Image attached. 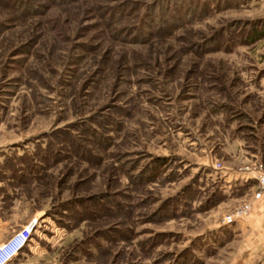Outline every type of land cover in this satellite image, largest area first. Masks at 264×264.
I'll return each mask as SVG.
<instances>
[{
    "label": "rangeland",
    "instance_id": "obj_1",
    "mask_svg": "<svg viewBox=\"0 0 264 264\" xmlns=\"http://www.w3.org/2000/svg\"><path fill=\"white\" fill-rule=\"evenodd\" d=\"M256 33L264 0H0V223H37L10 264H234Z\"/></svg>",
    "mask_w": 264,
    "mask_h": 264
},
{
    "label": "crops",
    "instance_id": "obj_2",
    "mask_svg": "<svg viewBox=\"0 0 264 264\" xmlns=\"http://www.w3.org/2000/svg\"><path fill=\"white\" fill-rule=\"evenodd\" d=\"M238 177L245 182L255 181L254 174L240 173ZM251 187V191L257 190V186ZM254 193V192H253ZM253 195V194H252ZM251 214L246 220L239 222L241 228L242 242L238 248V257L234 264H264V199L254 200ZM31 218L29 223L32 222ZM5 223H0V245L6 242L12 235V231L6 227ZM243 229V230H242ZM14 232V231H13Z\"/></svg>",
    "mask_w": 264,
    "mask_h": 264
},
{
    "label": "built area",
    "instance_id": "obj_3",
    "mask_svg": "<svg viewBox=\"0 0 264 264\" xmlns=\"http://www.w3.org/2000/svg\"><path fill=\"white\" fill-rule=\"evenodd\" d=\"M216 169L222 171L224 168L221 164H217ZM243 173L254 174L257 181V191L254 194V200L264 199V164L254 163L246 166L242 170ZM252 210V204L247 202L233 216H228L226 223L231 224L236 219L242 218ZM37 223L32 222L29 226L15 232L11 237L0 245V264H10L29 244L32 240V234Z\"/></svg>",
    "mask_w": 264,
    "mask_h": 264
},
{
    "label": "trees",
    "instance_id": "obj_4",
    "mask_svg": "<svg viewBox=\"0 0 264 264\" xmlns=\"http://www.w3.org/2000/svg\"><path fill=\"white\" fill-rule=\"evenodd\" d=\"M256 35H257L256 36L257 38H263L264 37V33H256Z\"/></svg>",
    "mask_w": 264,
    "mask_h": 264
}]
</instances>
